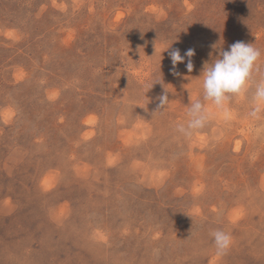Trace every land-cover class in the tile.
<instances>
[{"label": "rangeland", "instance_id": "obj_1", "mask_svg": "<svg viewBox=\"0 0 264 264\" xmlns=\"http://www.w3.org/2000/svg\"><path fill=\"white\" fill-rule=\"evenodd\" d=\"M238 41L264 74V0H0V264H264L254 86L176 130Z\"/></svg>", "mask_w": 264, "mask_h": 264}, {"label": "clouds", "instance_id": "obj_2", "mask_svg": "<svg viewBox=\"0 0 264 264\" xmlns=\"http://www.w3.org/2000/svg\"><path fill=\"white\" fill-rule=\"evenodd\" d=\"M194 55V49L186 50L183 55L179 49L169 52L172 74L181 75L176 71V67L184 63L186 58V69L192 72L194 66L191 58ZM261 55V50L253 44L238 41L230 46V50H222L218 58L211 63L206 62L199 76L202 77L203 101L197 99L190 103L186 123L177 124L176 130L185 137H191L197 130L203 129L212 117V112L205 102H211L218 109H225L232 97L245 94L252 86L255 91L251 115L256 117L264 111V74L259 63ZM256 75H261L258 82L254 79ZM167 101L166 94L160 98L159 109H163ZM211 235L218 254L223 255L231 248L233 238L229 233L215 230Z\"/></svg>", "mask_w": 264, "mask_h": 264}]
</instances>
